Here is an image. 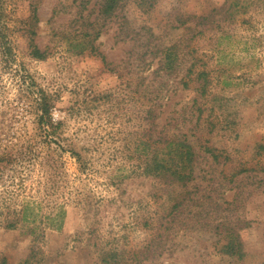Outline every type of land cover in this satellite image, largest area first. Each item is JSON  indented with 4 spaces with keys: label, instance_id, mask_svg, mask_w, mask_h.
Listing matches in <instances>:
<instances>
[{
    "label": "rangeland",
    "instance_id": "1",
    "mask_svg": "<svg viewBox=\"0 0 264 264\" xmlns=\"http://www.w3.org/2000/svg\"><path fill=\"white\" fill-rule=\"evenodd\" d=\"M99 5L0 0V156L32 145L58 165L55 175L39 160L15 175L8 166L0 218L27 199L41 200V214L66 210L60 229L45 227L41 214L35 232L29 222L0 224V264H100L109 250L127 264H264V0H156L150 9L130 0L107 21ZM33 9L42 59L30 54ZM201 15L210 23L200 25ZM86 31L100 32L93 53L71 43ZM172 44L177 67L167 73L160 50ZM30 80L52 96L56 134L39 122ZM183 134L198 152L194 180L136 168L164 137ZM231 233L241 256L226 251Z\"/></svg>",
    "mask_w": 264,
    "mask_h": 264
},
{
    "label": "trees",
    "instance_id": "2",
    "mask_svg": "<svg viewBox=\"0 0 264 264\" xmlns=\"http://www.w3.org/2000/svg\"><path fill=\"white\" fill-rule=\"evenodd\" d=\"M130 0H100L98 15L103 18V21H107L112 19L113 17L119 15V12L122 11L124 6ZM140 7L144 9H150L156 3V0H134ZM29 26H28V35H29V48L31 56L42 59L46 56V51L41 50L37 45L34 39L35 30L31 29L30 26L32 22H37L38 18L35 12V9L32 10V13L29 17ZM1 19V13H0ZM198 20L200 25H206L210 23V18L208 15L198 16ZM188 20L183 21L182 23L186 24ZM212 22V21H211ZM123 32L128 33L129 25L128 20L124 17L122 23ZM91 26L94 29V24L91 23ZM1 29V27H0ZM100 32H96L95 34L90 35L89 31L85 33H80L77 40H71L73 42L74 47H79L81 49V53L86 49L89 52L93 53V50L96 48L94 41L98 38ZM89 35L91 37H89ZM88 36V37H87ZM2 35L0 34V38ZM2 45L4 47V52L8 54L11 58V61H14V54L12 49L7 46L6 42L2 41ZM176 45L172 44L166 47L162 51V63L163 65L160 67L165 72L169 73L174 71L177 67V59L178 53L176 50ZM150 54L155 53L154 50L149 51ZM158 50H156V53ZM194 64H191L188 68V73L192 72V67ZM208 72L205 70L198 72V78H201V83L199 84V94L201 96H205L208 91ZM30 77V76H28ZM188 85V82L186 83ZM34 80H30L27 82V95L28 94H36V98L34 99L36 103V109L39 111V122L42 123V126L48 125L50 128V132L52 134L57 133V129L61 126L62 122L59 120H54L51 114V108L53 106L52 96L46 94L43 90H39L38 88H34ZM37 89V90H36ZM47 126V127H48ZM47 134L48 133L47 131ZM183 137L177 136H166L164 137V144H157L147 153V158L145 159L144 164L136 165V168L139 167L141 169L140 172L151 175L155 178L160 179H168L171 178L172 181L178 182L181 184H187L188 182L194 180V170L195 164L197 161L198 152L196 150L195 144L188 140L185 134ZM162 136L158 137L160 140ZM35 148L32 145L24 146L22 150L19 151L18 156H13L12 154L4 153L3 156H0V177L4 175L7 171L8 166L10 167V171L15 175V170L17 165L19 164H34L35 161L39 160L43 162L42 166L45 172H49L50 175L57 172L58 165L52 160V158H48V156H39ZM73 155L76 157L78 162L82 165H86V162L83 160V156L80 151L71 148L70 150ZM204 151L207 152L214 160H217L219 155L211 146H205ZM40 157V158H39ZM7 159V160H5ZM12 176V175H11ZM3 179V178H2ZM116 184H119L116 183ZM1 193V190H0ZM2 200H8L2 199ZM42 205L41 200L37 202L35 199H27L24 200L21 204L20 208H14L13 210L9 209L6 212V216L4 219L0 218V224L8 228H15L19 222H29L33 224L30 228L32 232H35V229L38 227L36 222L40 214L42 213L40 207ZM49 213L41 214L42 221L45 227L60 229L64 222V217L66 215V210L61 205L49 206ZM2 212L0 211V214ZM44 227V228H45ZM237 234H230V240L225 245L226 251L237 252L239 256L243 253L241 252L242 244L238 238ZM100 264H127V262L121 259L118 255V252L115 250H109L105 254H103L100 258ZM141 260H136L135 264H138ZM23 264H29L28 261H25Z\"/></svg>",
    "mask_w": 264,
    "mask_h": 264
}]
</instances>
